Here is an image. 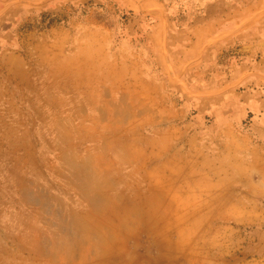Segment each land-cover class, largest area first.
Listing matches in <instances>:
<instances>
[{
    "label": "rangeland",
    "instance_id": "obj_1",
    "mask_svg": "<svg viewBox=\"0 0 264 264\" xmlns=\"http://www.w3.org/2000/svg\"><path fill=\"white\" fill-rule=\"evenodd\" d=\"M101 261L264 264V0H0V264Z\"/></svg>",
    "mask_w": 264,
    "mask_h": 264
},
{
    "label": "bare ground",
    "instance_id": "obj_2",
    "mask_svg": "<svg viewBox=\"0 0 264 264\" xmlns=\"http://www.w3.org/2000/svg\"><path fill=\"white\" fill-rule=\"evenodd\" d=\"M97 46V45H96ZM82 62V61H81ZM87 63V62H86ZM88 67V66H87ZM15 74V73H14ZM15 75H17V74H15ZM113 177H115V176H113ZM82 178V180H79L80 179V177H77V181H79L78 183H79V187H81V189L82 190H84L85 189V185H86V183H87V181H86V178L87 177H85L84 175L81 177ZM115 181H117V177H115V179H114ZM3 182V181H2ZM5 184H6V182H5ZM39 185V184H38ZM85 191V190H84ZM24 193H26V197L27 198H29L32 202H39V205L40 206H44V207H46V209L47 208H50V209H53V211H55L56 212V215L58 214V215H61L62 216V218H63V208L61 209V207L63 206L62 204H61V202H60V200H56L55 198H53V197H42L39 193H37L35 190H27V192H26V190L24 191ZM87 199L90 201V202H93V200H94V196H91V195H89V196H87ZM126 200V199H125ZM129 200V199H128ZM38 205V206H39ZM142 205V204H141ZM146 207V206H145ZM145 207L143 208V209H145ZM137 209H139V213H142V211H143V209H141V208H137ZM136 209V210H137ZM142 210V211H141ZM146 211H145V214H146V219L148 220L149 218H148V216L150 217L151 215H153V213L155 214V212L154 211H152V210H150V209H145ZM68 212H69V214H70V216L71 217H73V221L74 222H72L71 223V225L73 226V224H75V226L76 227H78L79 229H80V231H81V229H83L84 231L85 230H91V231H94V232H98V231H100L99 229H100V224H94V221H89V220H85V218H81V217H83V216H81V217H78V214L75 216L72 212H71V210L68 208ZM80 214V213H79ZM145 216V215H144ZM153 217V216H152ZM152 217H150V218H152ZM61 219V218H60ZM61 220H63V219H61ZM91 224H90V223ZM78 229V230H79ZM82 230V231H83ZM104 233H106V231L105 232H103V234ZM113 234H115V233H113ZM112 237H113V235H112ZM116 238V237H115ZM109 241H110V239L108 238V237H106V236H102V237H100V239H99V242H98V244L102 247V248H104V250L105 249H107L108 247V245H109ZM163 245V244H162ZM161 248V247H160ZM162 250V249H161ZM104 252V251H103ZM97 253H99V252H97ZM102 255H103V253H101ZM104 255H105V257L104 256H102V257H104V258H102L101 260H103V259H105L106 258V254L104 253ZM98 256H101L100 254L98 255ZM103 261H101V264H103L102 263Z\"/></svg>",
    "mask_w": 264,
    "mask_h": 264
}]
</instances>
